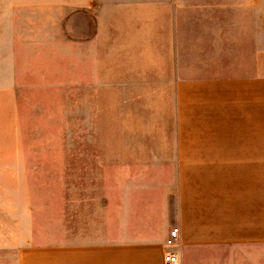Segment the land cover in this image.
I'll use <instances>...</instances> for the list:
<instances>
[{
    "label": "crops",
    "instance_id": "0c3cea01",
    "mask_svg": "<svg viewBox=\"0 0 264 264\" xmlns=\"http://www.w3.org/2000/svg\"><path fill=\"white\" fill-rule=\"evenodd\" d=\"M223 2L125 0V185L17 264H264V72H227L259 54L227 36Z\"/></svg>",
    "mask_w": 264,
    "mask_h": 264
},
{
    "label": "rangeland",
    "instance_id": "374dc122",
    "mask_svg": "<svg viewBox=\"0 0 264 264\" xmlns=\"http://www.w3.org/2000/svg\"><path fill=\"white\" fill-rule=\"evenodd\" d=\"M220 1L259 54L227 72H264V0ZM125 119V0H0V264L121 190Z\"/></svg>",
    "mask_w": 264,
    "mask_h": 264
},
{
    "label": "built area",
    "instance_id": "2783aa9c",
    "mask_svg": "<svg viewBox=\"0 0 264 264\" xmlns=\"http://www.w3.org/2000/svg\"><path fill=\"white\" fill-rule=\"evenodd\" d=\"M179 238V229L173 228L167 239V246L171 247L176 245L177 239ZM164 264H181L180 257L177 253L168 251L164 256Z\"/></svg>",
    "mask_w": 264,
    "mask_h": 264
}]
</instances>
